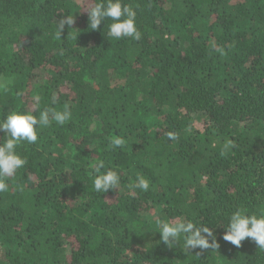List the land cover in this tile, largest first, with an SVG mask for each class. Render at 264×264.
I'll return each instance as SVG.
<instances>
[{
	"label": "trees",
	"instance_id": "obj_1",
	"mask_svg": "<svg viewBox=\"0 0 264 264\" xmlns=\"http://www.w3.org/2000/svg\"><path fill=\"white\" fill-rule=\"evenodd\" d=\"M94 2L0 0V121L71 111L17 145L26 164L0 192V264H264L251 238L223 239L237 210L264 215V0H121L139 40L108 37L111 20L91 30ZM108 170L120 183L97 193ZM158 219L208 226L218 247L170 248Z\"/></svg>",
	"mask_w": 264,
	"mask_h": 264
},
{
	"label": "clouds",
	"instance_id": "obj_2",
	"mask_svg": "<svg viewBox=\"0 0 264 264\" xmlns=\"http://www.w3.org/2000/svg\"><path fill=\"white\" fill-rule=\"evenodd\" d=\"M85 10L91 30H97L102 22L111 20L112 23L108 25V37L116 40H120L122 37L141 39V33L135 25L136 11L131 6L122 4L121 0H99ZM73 24V16L61 18L58 23L59 34L61 35L66 25L71 27ZM50 112L51 119L60 125L71 119L70 108L66 106L64 111L53 112L50 109H45L40 113L39 118L32 114L12 112L0 121V131L8 137L3 143H0V192L8 191V181L15 176L18 169L26 164V160L16 151L18 143L21 141H27L29 144L37 142L38 129L50 125ZM167 136L171 140L177 139L176 134L171 131L167 133ZM111 143L114 147L119 148L124 144V141L117 137ZM231 146L232 142L228 141L221 154H226ZM101 168H103V162L97 164V172ZM136 181L133 185L134 188L142 191L149 190V181L144 176L137 175ZM119 183L120 176L115 170H108L93 178V187L97 193H106L110 189L115 190ZM157 226L161 241L170 248L174 246L175 242H180L181 238L185 253H190L191 250L197 248L205 250L218 247L216 238L208 226H197L192 221L183 219L168 222L158 219ZM209 237L212 238L211 243ZM246 238H251L259 249H264V215L258 218L256 215L245 214L237 210L229 218L223 239L239 247Z\"/></svg>",
	"mask_w": 264,
	"mask_h": 264
},
{
	"label": "rangeland",
	"instance_id": "obj_3",
	"mask_svg": "<svg viewBox=\"0 0 264 264\" xmlns=\"http://www.w3.org/2000/svg\"><path fill=\"white\" fill-rule=\"evenodd\" d=\"M127 79L131 80V78H128V75L126 73H121V74L119 73V74H115V75L111 76V80L113 82L115 81L118 83H122V82L126 81ZM9 81L10 80L8 78L0 76V90L4 85L8 84ZM202 122H203L202 119L199 118V119L195 120L194 125H196L198 128H201V127H203ZM157 213H159V211H158V208L155 207V208L151 209L149 212L141 213V214H142V216L145 215L146 218H152V217L156 218Z\"/></svg>",
	"mask_w": 264,
	"mask_h": 264
}]
</instances>
